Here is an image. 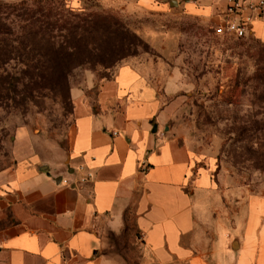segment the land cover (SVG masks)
<instances>
[{"label": "crops", "instance_id": "1", "mask_svg": "<svg viewBox=\"0 0 264 264\" xmlns=\"http://www.w3.org/2000/svg\"><path fill=\"white\" fill-rule=\"evenodd\" d=\"M164 1L212 24L225 7ZM183 88L176 72L160 83L130 64L73 87L65 162L20 156L0 173V264H117L111 239L124 235L140 264H264V200L243 192L238 213L216 206L209 175L174 134Z\"/></svg>", "mask_w": 264, "mask_h": 264}, {"label": "rangeland", "instance_id": "2", "mask_svg": "<svg viewBox=\"0 0 264 264\" xmlns=\"http://www.w3.org/2000/svg\"><path fill=\"white\" fill-rule=\"evenodd\" d=\"M22 1L36 11L47 6L0 0L2 21L13 25ZM51 6L52 21L59 15L83 21L70 31L43 29L32 54L0 69V173L20 156L50 166L65 162L71 89H93L130 64L160 83L180 75L184 88L172 129L218 191L210 201L238 213L243 192L264 200V38L257 34L263 26L242 38L213 33L215 24L164 0H57ZM7 72L11 81L3 79ZM111 241L119 242L117 264H140L126 235Z\"/></svg>", "mask_w": 264, "mask_h": 264}, {"label": "trees", "instance_id": "3", "mask_svg": "<svg viewBox=\"0 0 264 264\" xmlns=\"http://www.w3.org/2000/svg\"><path fill=\"white\" fill-rule=\"evenodd\" d=\"M56 1L57 0H33V3L38 4L39 2H44V4L47 5L45 9L41 7L37 8V11L25 6L29 3L28 1L18 3L19 7L17 11L13 9L14 12H17L15 13L16 20L13 25L2 21V18H0V69L4 68L3 70L5 71V66L11 61L25 60L32 54L33 48H35L34 41L37 40L38 42L35 43H39V39H41L44 34L42 33L43 29H49L47 33H51L53 32V28L70 31L80 26V23L83 21L82 19L78 21H69L66 18L64 19L62 15L63 20L59 15L55 21H52L51 17H55V15L52 13L54 9L51 4L56 3ZM38 11L41 17L38 19L39 23L37 24L38 20L35 16ZM72 17L78 18L74 15ZM69 18H71V16H69ZM257 21L264 22V20ZM58 27L61 28L59 29ZM211 29L212 32L215 33L213 28ZM1 77L2 74H0V78ZM3 79H9L11 81L13 77L7 72ZM7 83L11 85L9 82Z\"/></svg>", "mask_w": 264, "mask_h": 264}, {"label": "built area", "instance_id": "4", "mask_svg": "<svg viewBox=\"0 0 264 264\" xmlns=\"http://www.w3.org/2000/svg\"><path fill=\"white\" fill-rule=\"evenodd\" d=\"M264 20V0H225L221 20L214 32L234 38L253 33V22Z\"/></svg>", "mask_w": 264, "mask_h": 264}]
</instances>
